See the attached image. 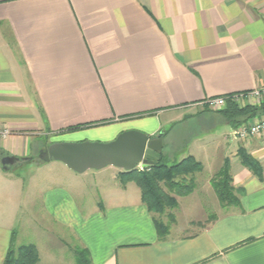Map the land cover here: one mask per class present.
I'll return each instance as SVG.
<instances>
[{"label":"crops","instance_id":"1","mask_svg":"<svg viewBox=\"0 0 264 264\" xmlns=\"http://www.w3.org/2000/svg\"><path fill=\"white\" fill-rule=\"evenodd\" d=\"M254 90L239 103L264 100V0H0V127L11 131L0 161L32 158L0 163V264L12 242L34 245L36 264H78L76 247L88 264H264V135L239 139L241 125L207 106ZM208 114L228 132L202 148L203 169L167 211L164 234L139 188L121 185L122 170L110 172L117 187L88 196L81 173L37 159L53 142H109L127 130L167 131L169 158L177 143L163 126ZM62 134L74 137L52 140ZM226 159L236 205L212 186Z\"/></svg>","mask_w":264,"mask_h":264},{"label":"trees","instance_id":"2","mask_svg":"<svg viewBox=\"0 0 264 264\" xmlns=\"http://www.w3.org/2000/svg\"><path fill=\"white\" fill-rule=\"evenodd\" d=\"M247 93H245L246 95ZM231 125L238 127L251 119L264 116V100L255 104H241L226 97L225 106L217 111ZM79 126L70 127L68 130L78 129ZM167 131L158 134L164 138ZM241 163L248 169L258 173L259 163L245 150L238 151ZM203 169L202 163L192 155H188L176 162H169V158L161 152L159 160L154 166L143 169H134L128 172L120 171L118 179L122 186L133 182L140 190L142 203L147 210L163 215L168 210L177 206V196H186L194 189L193 174ZM212 186L222 205L238 204L239 200L234 193L232 176L230 174V161L226 159L222 168L212 178ZM170 223L173 217L170 216ZM155 225L160 234L168 231L169 225L162 220H156ZM78 264H88L87 252L84 249H75ZM38 252L34 245L15 246L13 242L7 250L3 264H36Z\"/></svg>","mask_w":264,"mask_h":264},{"label":"water","instance_id":"3","mask_svg":"<svg viewBox=\"0 0 264 264\" xmlns=\"http://www.w3.org/2000/svg\"><path fill=\"white\" fill-rule=\"evenodd\" d=\"M163 148V139L151 138L139 130H127L118 134L109 142H54L40 150L37 159L40 162L51 160L65 164L76 173L90 169H102L114 166L124 172L157 164ZM32 158L4 156L0 163L5 170L31 161Z\"/></svg>","mask_w":264,"mask_h":264},{"label":"rangeland","instance_id":"4","mask_svg":"<svg viewBox=\"0 0 264 264\" xmlns=\"http://www.w3.org/2000/svg\"><path fill=\"white\" fill-rule=\"evenodd\" d=\"M170 128H171L170 135L171 137H175L177 143L176 144L177 150L176 151L174 150V152L169 157L170 163L180 160V157L182 155L186 156L189 153L195 155L198 161L205 159L204 151L202 148L208 147V152H210L211 149H209L210 147L209 141L212 142V140L216 136L222 138L228 132V127L226 126L223 119L218 115L215 116L214 114L213 115L208 114L201 117L194 116L176 125L163 126L164 130H168ZM91 133L93 132L90 131L87 135L91 137ZM60 136L61 137L53 136L52 140L71 139L72 137H74V136H68L67 134L64 135L62 134ZM90 142H104V141H90ZM112 167L113 166L104 167L105 170L104 172H102L103 174H98L99 170L96 169L86 170L85 172L78 174V175H82L81 178L82 181L79 187H84L86 189V193L88 194V196L95 195L96 193L95 187H117L116 185H114L111 179L110 172L112 171V169H114ZM128 187H135V189H137V186L135 184H131ZM166 213L163 215L157 214V216L159 218L162 217L161 220L164 222ZM55 230L56 229L54 228V232Z\"/></svg>","mask_w":264,"mask_h":264},{"label":"built area","instance_id":"5","mask_svg":"<svg viewBox=\"0 0 264 264\" xmlns=\"http://www.w3.org/2000/svg\"><path fill=\"white\" fill-rule=\"evenodd\" d=\"M234 101L242 102L244 98H257L259 97V90H254L251 93L245 94H235L231 95ZM226 97H215L210 98L207 101V106L212 111H217L225 106ZM11 135L10 129L7 127H0V141L8 138ZM236 135L239 139H244L249 136H262L264 135V116L254 118L252 122L247 125H241L236 129ZM138 169H143L140 165L137 166Z\"/></svg>","mask_w":264,"mask_h":264}]
</instances>
